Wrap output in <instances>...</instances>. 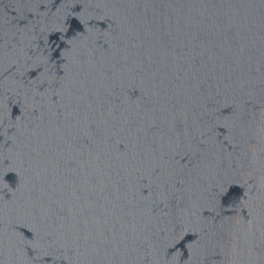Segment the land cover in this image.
Masks as SVG:
<instances>
[{
	"label": "water",
	"instance_id": "obj_1",
	"mask_svg": "<svg viewBox=\"0 0 264 264\" xmlns=\"http://www.w3.org/2000/svg\"><path fill=\"white\" fill-rule=\"evenodd\" d=\"M0 264H219L194 0H0Z\"/></svg>",
	"mask_w": 264,
	"mask_h": 264
}]
</instances>
